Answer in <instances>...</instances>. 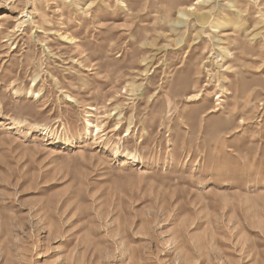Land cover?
<instances>
[{"label":"rangeland","instance_id":"1","mask_svg":"<svg viewBox=\"0 0 264 264\" xmlns=\"http://www.w3.org/2000/svg\"><path fill=\"white\" fill-rule=\"evenodd\" d=\"M198 1L0 0V264H264V0Z\"/></svg>","mask_w":264,"mask_h":264},{"label":"bare ground","instance_id":"2","mask_svg":"<svg viewBox=\"0 0 264 264\" xmlns=\"http://www.w3.org/2000/svg\"><path fill=\"white\" fill-rule=\"evenodd\" d=\"M201 1H202V0L198 1V2L195 3V4H199ZM203 1L205 2V0H203ZM203 1H202V2H203ZM193 9H194V8H193V6H192V7H190L189 10L191 11V10H193ZM194 10L200 12V11L202 10V7L200 6V7H198L197 9H194ZM194 15H196V14H194ZM3 17H4V19H5V18L8 17V15H6V13H5V15H4ZM196 17H197V20H198L200 23H204V22L207 20V18H208L209 16H208L207 13H200V14H197ZM2 19H3V18H2ZM176 24H177V23H176ZM176 24H175V25H176ZM179 24H180V23H179ZM235 28H237V27H235ZM11 31H12V30H11ZM227 53H229V51H227ZM69 101H72V100L69 99ZM90 126H94V127H96L97 130H99V127L96 126V125L90 124Z\"/></svg>","mask_w":264,"mask_h":264}]
</instances>
